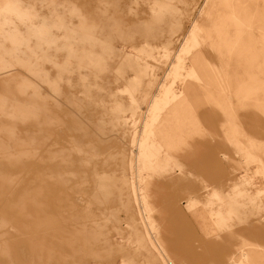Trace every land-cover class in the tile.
<instances>
[{
  "label": "rangeland",
  "instance_id": "obj_1",
  "mask_svg": "<svg viewBox=\"0 0 264 264\" xmlns=\"http://www.w3.org/2000/svg\"><path fill=\"white\" fill-rule=\"evenodd\" d=\"M0 264H264V0H0Z\"/></svg>",
  "mask_w": 264,
  "mask_h": 264
}]
</instances>
